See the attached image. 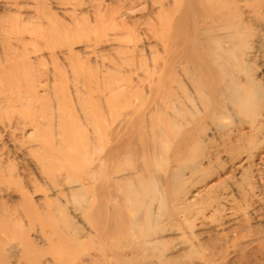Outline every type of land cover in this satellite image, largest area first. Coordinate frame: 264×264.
Returning a JSON list of instances; mask_svg holds the SVG:
<instances>
[{
    "label": "bare ground",
    "instance_id": "obj_1",
    "mask_svg": "<svg viewBox=\"0 0 264 264\" xmlns=\"http://www.w3.org/2000/svg\"><path fill=\"white\" fill-rule=\"evenodd\" d=\"M139 1L119 0L107 11H102L99 1L93 6L90 22L82 24L77 19L73 33L63 31L65 67L71 70L68 58L73 44H82L85 53L70 72L80 85L77 105L79 110H85L83 118L91 126L89 138L63 131V109L57 101L55 132L49 131L51 119L45 105L49 72L43 68L33 70L38 59H26L23 48L0 44V264H45L33 254L31 234L37 222L60 237L66 247L78 250L86 245H101V264H142V252L157 251L166 232L165 226H160L159 215L153 212V202L160 200V206L164 200H177V196L171 200L164 194L172 181H157L151 166L159 168L169 157L175 160L178 156L176 160L185 161L192 174L196 173L199 162L206 158L204 145L208 138L203 124L207 121L213 130L221 128L226 138L231 126L248 125L249 139L237 134L236 142L254 143L264 134V77L260 82L255 80L249 67L252 58L264 48V17H257L264 6L262 0H170L147 10L154 24L143 15L134 19L143 11ZM222 20L227 21L221 26ZM250 22L263 31L254 32ZM140 23L145 28H139ZM23 39L14 41L24 46ZM148 40L155 42L148 48L152 51L150 70L141 68ZM104 45L123 58L104 57L100 54ZM103 58L108 59V66ZM137 69H143L137 81L142 89L145 86L158 109L153 119L146 120L132 105L113 121L110 97L125 96L127 91L133 94L126 81H132ZM145 124L163 132L159 129L156 138L154 135L148 142L138 137L139 128ZM26 130L31 131L27 139L23 137ZM167 130L183 147L182 152L168 154V158L163 147ZM18 135L21 142L14 146ZM155 142L161 145L159 150L153 146ZM78 154L84 161L77 160ZM151 154L157 158L149 164ZM170 168L166 169L167 175L174 176L173 188H178L174 193L179 195L183 190L182 166ZM75 169L80 171L77 176ZM160 186L166 191L158 190ZM42 191L43 202H35L32 195ZM49 192L52 198H48ZM70 201L74 204L70 207L72 214L83 223L81 227L73 222L66 208ZM189 206L186 203L178 212L174 209L176 214L167 212L168 223L174 224L177 213H185ZM113 236L122 239L121 243L117 237L121 248L110 242ZM133 236L135 243H130Z\"/></svg>",
    "mask_w": 264,
    "mask_h": 264
},
{
    "label": "rangeland",
    "instance_id": "obj_2",
    "mask_svg": "<svg viewBox=\"0 0 264 264\" xmlns=\"http://www.w3.org/2000/svg\"><path fill=\"white\" fill-rule=\"evenodd\" d=\"M83 1L0 0V44L9 47L18 46L19 50L23 48L26 51V55H24L26 59L29 61H33L35 57L38 59V61H35V63H38V66L34 63L33 70L39 71L43 68L49 72L50 87L47 95L48 99L45 103L49 109L48 117L51 119V121L48 122L49 131H51L52 134L55 132L56 122L54 121V115L57 101L61 103L63 109V131L65 133L74 131L77 138L79 135H84L89 138L91 132V126L83 118V111L85 110H79L77 105V93L80 85L72 74L73 69H75V66L78 64V58L84 56L85 53H83L82 44H73L71 46V55L68 58L70 60V63H68L71 70L66 68L65 65L67 61L62 59L63 52L65 51L62 41L63 34H65L63 31L68 30L67 34L73 33L76 24H78L77 19L79 23L82 22V24L84 21L90 22L92 20L91 15L94 11L93 6H95V3L100 1L102 11H107L119 2V0H117L116 3L114 0ZM169 1L170 0H140L139 3L143 11L135 15L134 19H138L143 15V18L154 24L153 21L155 22V20H153V16H147L148 12L150 9H157L160 3H169ZM254 1L257 3L259 0ZM113 2L114 5H112ZM261 4L264 5V0L261 1ZM149 6L151 8H149ZM143 7H145V9ZM197 7L200 10H204L202 6H200L201 8L199 6ZM263 10L264 6L261 7V15H257L258 18L263 19ZM139 14L140 16H138ZM225 21L227 20L221 21V26L226 24ZM139 25H141V23ZM250 25L256 33L263 31L259 26L256 27L251 22ZM139 28H145L144 24ZM19 37L22 39L24 38L23 40L26 42L24 46H22V44L16 45L14 39ZM8 40L10 42H8ZM150 41L151 40H148V42L145 43L146 45L144 44L146 49L144 48L142 52L144 61L142 62L141 68H147L148 70H150L149 57L152 52H150L148 48L155 45L153 44L155 43L154 41ZM225 46L229 47L228 44H225ZM100 52L104 57L108 55L111 58L117 57L118 60L123 58L106 45L100 48ZM229 59L233 62L231 58ZM103 60H106L105 66H108V59L103 58ZM92 62V58H89L88 64L92 66ZM249 67L253 78L259 82L262 81L264 77V48L260 54L252 58ZM143 69H137L135 71L136 73L134 72L132 74V81L125 80L130 83L131 89L134 91L132 92L133 94H127V91L126 93L124 92L126 94L125 96L114 98L115 96L111 95L109 109L113 121L125 111H129L130 109L128 108L132 105L135 106L134 108H137L139 114L146 120L153 119L154 113L158 108L150 101L152 97H148L145 86L142 89L141 83L137 81L142 78ZM138 84L140 86H138ZM262 89L264 90V85ZM187 92L190 93L189 89H187ZM193 107V111L196 112V107ZM221 122L224 121L221 120ZM203 126L206 127L205 137L208 138V141H206L204 145L206 158L199 162V170L201 169V171L198 170L199 173H197V171L194 174H192L189 164L183 160H176L178 156L175 157V160H172V157L168 158V156H170L168 154H179L182 152L183 147L178 144V138L172 139L169 130L165 133V142H167L164 143L163 147L166 149V157L168 159L160 163L159 168H155L154 166L151 167L152 171H155L157 174V181H172V185L170 184L169 187L166 188L167 191L164 186L158 187V190L162 192L166 191L164 194L167 198L170 197L171 200L177 196V200L173 201L174 203L172 201H166L167 204L164 200L160 206H158L160 200H155L153 202V212L159 215L158 218L161 219L160 226H165L166 232L163 233V239H161L162 245L160 244L157 251H152L151 253L142 252L144 255L140 256L142 257V264H156L158 260L161 261V264H264V134H260L254 143H249L248 141L236 142L234 139L238 137L237 134H243L249 139L248 125L231 126V134L228 138L223 137L225 133L221 134V128L213 130L215 128H212L208 121L205 122ZM139 130L141 133L139 134L140 136H137L143 137V139L145 137L148 142L152 141L155 133H158V130L162 131L161 128L152 127L150 124H145V127H140ZM236 131H238V133H236ZM26 132L23 134L25 139L28 138V134L31 135L30 130H26ZM156 136L157 135H155V138ZM20 137L21 136L18 135L17 140L13 144L14 146L17 144V141L21 142ZM150 144L152 148V143ZM165 144L167 145L165 146ZM70 145L72 144H68L67 146ZM153 146H155L157 150L161 147L157 142H155ZM231 148L235 150H231ZM11 152L9 155L18 159L19 156ZM162 153L164 154L165 151H162ZM156 158L157 156H152L151 154L149 164L154 163V159ZM83 159H85L83 155L78 154L77 160L84 161ZM75 165L79 166L78 162H75ZM167 166L169 168L171 167L170 170L182 166L180 179H182L183 190L179 195H177L178 193L176 195L174 193V190L178 188H173L174 176L168 177L167 174H169V171H166L168 168ZM31 172L33 171L31 170ZM73 172L74 176L80 173L79 169H75ZM147 173L148 172H145V174ZM125 177H127V175ZM34 178L36 179V175ZM157 183L156 186L159 184ZM44 192L45 191L33 194V200L35 202H43L42 198L44 197ZM115 192L119 193L118 190ZM50 195L49 192L48 198H52ZM61 203L63 204V202ZM186 203H190L191 206L187 208L185 213H177L176 222L174 224L168 223L166 219L167 212H174V214H176L174 209H177L178 212ZM72 205L74 204L70 201L67 203L66 208H69L67 210L73 222L78 224V226H82L83 223L79 216L77 215L75 217L71 212L72 208L70 207H72ZM47 229L49 230L48 227L37 222L33 225V232L31 234L33 254L39 257L45 264H101L99 261L102 256L101 253L103 252H100L101 250L99 249L102 247L101 245L99 248V245L97 247L86 245V247L84 246L76 250L73 249V247H66L60 237L52 234L50 230L47 232ZM42 231L43 234H41ZM38 233H40V235ZM117 237L118 236L111 237L110 242L120 247L122 239L118 237L119 240ZM135 239L136 238L133 236L129 242L135 243ZM118 240L121 241V243ZM110 242L108 243L109 245L111 244ZM140 245L141 243L138 244V246ZM77 256L79 259H77ZM107 256L109 255L107 254ZM147 257L148 259H146ZM155 257L156 259H154ZM11 262L15 261L11 260Z\"/></svg>",
    "mask_w": 264,
    "mask_h": 264
}]
</instances>
